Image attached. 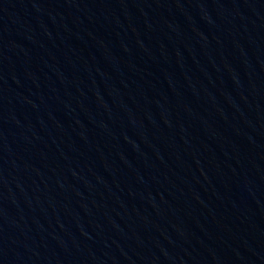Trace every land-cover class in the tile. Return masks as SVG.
I'll return each mask as SVG.
<instances>
[{
  "label": "water",
  "instance_id": "95a60500",
  "mask_svg": "<svg viewBox=\"0 0 264 264\" xmlns=\"http://www.w3.org/2000/svg\"><path fill=\"white\" fill-rule=\"evenodd\" d=\"M0 264H264V0H0Z\"/></svg>",
  "mask_w": 264,
  "mask_h": 264
}]
</instances>
